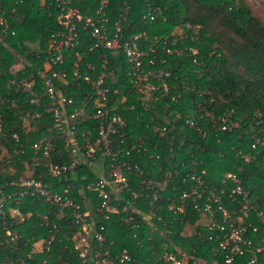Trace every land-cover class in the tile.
Returning <instances> with one entry per match:
<instances>
[{
    "label": "trees",
    "instance_id": "trees-1",
    "mask_svg": "<svg viewBox=\"0 0 264 264\" xmlns=\"http://www.w3.org/2000/svg\"><path fill=\"white\" fill-rule=\"evenodd\" d=\"M74 1L95 21L102 14L108 35L125 17L122 41L132 43L134 36L141 35L136 42L143 72H134L122 50L95 46L89 29L81 30L78 53L68 52L66 65L86 71L84 64L92 62L98 70L107 58L114 78L107 79L108 105L115 106L111 113L122 115L127 123L113 136L112 153H104L96 144L99 120L94 116L91 86L71 75L57 78L56 88L73 99L68 110H77L78 154L87 145L96 149L71 171L52 174V166L73 159L54 127L50 101L41 94L40 72L49 68L43 55L52 33L59 29L58 8L50 0H0V187L11 194L0 210V264H81L74 250L81 230L73 213L38 195L19 196L15 183L28 178L42 179L59 191L68 189L83 211L90 210L89 219L105 225L104 248L111 255L126 250L131 256L133 261L126 264H169L162 259L163 252L190 260H222L216 254V230L209 229L211 218L203 210L204 196L196 194L199 185L205 192L212 187L217 194L222 187L227 192L233 184L224 186L221 181L227 171L235 172L247 197L234 194L230 200L221 194L222 200L233 217L260 226L257 213L264 215L263 19L246 0ZM21 79L35 81L34 95L18 87ZM147 82L157 88L146 89ZM223 124L229 128L220 129ZM112 163L126 165L118 166L130 180L120 191L139 212L121 211L104 219L91 186L101 175H110ZM191 173L202 182L190 180ZM143 178L166 185L154 207L150 198L155 190L142 183ZM133 190L138 197L131 196ZM183 191L188 192L183 209L174 212L168 206L179 204ZM128 215L133 220L126 224L123 218ZM134 221L136 228L131 227ZM253 255L248 250L232 264H250ZM254 264H264V253Z\"/></svg>",
    "mask_w": 264,
    "mask_h": 264
},
{
    "label": "built area",
    "instance_id": "built-area-1",
    "mask_svg": "<svg viewBox=\"0 0 264 264\" xmlns=\"http://www.w3.org/2000/svg\"><path fill=\"white\" fill-rule=\"evenodd\" d=\"M50 1L55 3L58 8L56 21L59 29L52 33L50 43L43 55V61L49 68L46 71L40 72L42 78L41 94L50 101L54 127L57 133L64 138L66 146L70 148L73 155V159L69 164L64 163L51 167L52 174L60 175L74 169L76 165L84 161V157H91L96 148L87 145V149H85L83 154H78L80 152V144L76 133L77 110H68V106L73 103V99L72 97H67L56 88L55 80L57 78H67L71 75L74 80L83 81L91 86L94 94L92 104L94 116L99 120L96 144L99 145V149L104 153H112L113 136L123 129L127 123L126 118L122 115L111 113L112 109H115V106L110 107L108 105L110 86L107 79L112 82L114 78L108 69L109 61L107 58L102 59L98 70L92 62L84 64L86 71H80L77 68L71 70L66 65L68 52L75 51L76 54L78 53V47L82 42L81 30L89 29L95 46H102L110 51L122 50L126 60L134 67V72H143L142 67L144 64L142 62L141 49H139L136 42L141 35L134 36L132 43L127 40L122 41V23L125 17L115 23L114 31L108 35V30L105 26L107 19L102 14L100 19L95 21L91 16L84 14L74 0ZM97 13H101L100 8L97 9ZM148 63H153V60L148 59ZM94 73L95 76L92 75ZM148 73L155 75L151 70H148ZM34 85L35 81L32 79H21L18 82V87L31 95H34ZM162 85L166 89L165 84ZM144 87L149 90L157 88L150 82L145 83ZM32 101L30 99V102ZM189 124L194 125L193 122H189ZM226 128H229V126L223 124L220 129ZM34 146L38 147V144H34ZM132 147H135V145ZM44 153L46 156L48 155L46 151ZM118 166L126 165L124 163L119 165L112 163L110 165V175H101L91 186L98 200L97 210L104 219L109 218L112 214H119L121 211H128L130 213L139 212V209H136L120 191V187L128 186L130 180ZM189 179L202 182L201 178L195 173H191ZM141 182L150 185L155 190L150 198V205L154 207L161 192L166 190L165 183L154 178L148 180L143 178ZM221 182L224 186L228 182H231L233 186L227 192L222 187L219 194H217L213 187L212 190L205 192L202 186L199 185L196 196L197 198L204 196L203 210L208 211L211 218L209 229L216 230L214 241L217 244L219 252L216 254L221 256L222 260H219V257L212 259L193 258L190 260L188 256L177 257L172 253L163 252L161 257L165 262L169 264H232L236 256L243 255L246 251L250 250L254 255L249 259V263L254 264L257 262L258 254L264 253L263 213H257L260 226L251 221H245L242 216L233 217L232 212L224 204L221 194H224L227 199L232 200L234 194L242 196L243 199L246 198L247 192L242 187L241 181L235 172L227 171ZM15 185L20 188L18 192L19 196L25 194L38 195L44 201L53 203L61 209L71 210L75 222L81 230L79 238L74 243V250L78 254L81 264H126L133 261L126 250H123L121 254L111 255L104 248L106 241L104 235L105 225L102 223L96 224L95 220L89 219L90 210L83 211L81 204L68 193V189L65 188L59 191L53 187L46 186L42 179L35 178L24 179L15 183ZM187 195L188 192L183 191L180 203L175 205L169 204L168 208L174 212L181 211L184 205L183 198ZM10 196V193H6L0 187V210ZM131 196L136 198L138 197V193L133 190L131 191ZM194 206L200 208L198 203H195ZM240 211H243V208H240ZM14 212H17V210L14 209ZM143 217L149 220L148 216L144 215ZM156 219L161 220V217L157 216ZM131 220H133L131 215L123 218V222L126 224L130 223ZM137 226L138 223L136 221L131 225L132 228H136ZM23 264L27 263L24 262Z\"/></svg>",
    "mask_w": 264,
    "mask_h": 264
},
{
    "label": "rangeland",
    "instance_id": "rangeland-1",
    "mask_svg": "<svg viewBox=\"0 0 264 264\" xmlns=\"http://www.w3.org/2000/svg\"><path fill=\"white\" fill-rule=\"evenodd\" d=\"M255 15H258L264 21V0H246ZM19 68L20 65H15ZM2 147V146H1Z\"/></svg>",
    "mask_w": 264,
    "mask_h": 264
}]
</instances>
